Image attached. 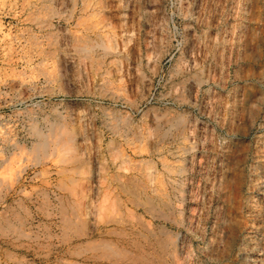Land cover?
Masks as SVG:
<instances>
[{
	"label": "rangeland",
	"instance_id": "374dc122",
	"mask_svg": "<svg viewBox=\"0 0 264 264\" xmlns=\"http://www.w3.org/2000/svg\"><path fill=\"white\" fill-rule=\"evenodd\" d=\"M0 264H264V0H0Z\"/></svg>",
	"mask_w": 264,
	"mask_h": 264
},
{
	"label": "bare ground",
	"instance_id": "6f19581e",
	"mask_svg": "<svg viewBox=\"0 0 264 264\" xmlns=\"http://www.w3.org/2000/svg\"><path fill=\"white\" fill-rule=\"evenodd\" d=\"M93 8V6H92ZM84 10V9H83ZM92 16V15H90ZM39 27H44L46 25L50 26L49 21H43V19H39L36 21ZM96 27H92L88 29L89 33L92 35H98V33L95 32ZM90 36V35H89ZM97 45V44H95ZM95 45L91 42L86 41L85 45H83L80 50L85 53L86 55L91 54L92 56L96 54V48ZM38 46V44H37ZM41 46V45H40ZM39 46V47H40ZM98 46V45H97ZM35 136L34 143L31 144L30 148L26 147L25 141L22 142V144L15 143L13 144V150L12 151H2V153L10 154V155H19V154H27V155H35V156H42V155H48L53 153L61 154L63 151H71L70 147L67 146L66 141H63L60 139V137L56 136L57 134L51 131L47 135L40 134L38 131L34 132L33 134ZM73 139L69 140V142H72ZM62 151V152H61ZM75 150L73 149V152ZM85 153V152H84ZM86 154V153H85Z\"/></svg>",
	"mask_w": 264,
	"mask_h": 264
}]
</instances>
